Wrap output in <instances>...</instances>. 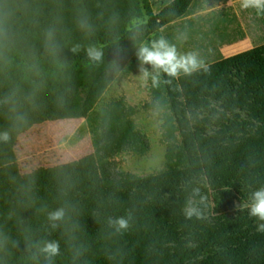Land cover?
Masks as SVG:
<instances>
[{
  "label": "trees",
  "instance_id": "16d2710c",
  "mask_svg": "<svg viewBox=\"0 0 264 264\" xmlns=\"http://www.w3.org/2000/svg\"><path fill=\"white\" fill-rule=\"evenodd\" d=\"M193 2L154 13L151 0H0V97L85 120L55 136L74 130L80 147L87 134L93 144L23 173L0 117V264H264V232L249 216L264 187V46L176 77L161 71L156 84L144 65L150 100H106L119 76L140 70V48ZM141 110L162 114L166 147L146 176L116 163L151 150ZM193 189L200 219L184 214ZM120 217L127 229L110 222ZM45 241L59 244L51 260Z\"/></svg>",
  "mask_w": 264,
  "mask_h": 264
},
{
  "label": "rangeland",
  "instance_id": "374dc122",
  "mask_svg": "<svg viewBox=\"0 0 264 264\" xmlns=\"http://www.w3.org/2000/svg\"><path fill=\"white\" fill-rule=\"evenodd\" d=\"M171 1L151 0L154 13ZM195 10H200V13ZM244 12L252 16L241 15ZM253 15L259 17V12L252 8L242 9L240 0H197L183 18L164 26L161 34L170 45L176 47L178 55L195 53L198 69L228 58L232 52L241 49L239 45L245 43L247 36L253 32L251 27L257 18ZM207 27H215V30L206 31ZM181 73L184 74L183 71ZM120 95L126 96L133 105L150 100L149 76L145 78L140 70L129 76H119L108 91L106 100ZM0 117L10 135L23 173L77 160L93 151L89 134L85 135L83 147L74 138V130L69 136L62 135L61 140L55 136L72 124H84L85 120H69L60 113L3 97H0ZM135 122L149 138L151 150L143 158L132 154L118 156L117 170L146 176L164 165L163 116L156 111L141 110L135 116Z\"/></svg>",
  "mask_w": 264,
  "mask_h": 264
},
{
  "label": "clouds",
  "instance_id": "9594fccd",
  "mask_svg": "<svg viewBox=\"0 0 264 264\" xmlns=\"http://www.w3.org/2000/svg\"><path fill=\"white\" fill-rule=\"evenodd\" d=\"M240 7L242 9H255L257 12H264V0H240ZM89 55L94 60H99L101 53L90 50ZM140 61V71L143 76L147 78L149 71L144 65H150L155 71L156 75L152 77L153 84L158 82L159 73L163 71L168 76L176 77L181 71L190 73L198 67L197 56L195 53H188L187 55H178L177 49L174 45H170L168 41L161 37L151 43V46L141 47L138 54ZM199 195V189H193L192 195L188 198L184 214L187 219L196 217L202 218L198 208L194 204V197ZM251 204L249 207V216L257 221V231L264 232V187L255 190L250 197ZM64 209L60 208L49 213V219L53 222V228L57 226L56 222L64 218ZM117 226V230L127 229L128 220L124 217L117 218L110 221ZM42 253L46 258L51 260L52 257L59 254V244L57 242H43L41 248Z\"/></svg>",
  "mask_w": 264,
  "mask_h": 264
},
{
  "label": "crops",
  "instance_id": "0c3cea01",
  "mask_svg": "<svg viewBox=\"0 0 264 264\" xmlns=\"http://www.w3.org/2000/svg\"><path fill=\"white\" fill-rule=\"evenodd\" d=\"M197 0H194V2L191 4V6L196 2ZM220 4H222V1L220 2ZM231 4V3H230ZM190 6V7H191ZM188 11H189V9H188ZM187 11V12H188ZM195 12L196 13H200V10L199 11H196L195 10ZM194 12V13H195ZM187 14V13H186ZM185 14V15H186ZM184 15V16H185ZM241 15H243V16H252L251 14H249L248 12H244V13H242ZM183 16V17H184ZM254 16V18H259V19H255L254 21H253V23H254V25L251 27L252 28V30H253V32H252V34H250V35H248L247 36V39H246V42L245 43H243V44H241V45H239V47L241 48V49H239V50H237V51H235V52H232L230 55V57H232V56H236V55H238V54H241V53H246V52H250V51H253V50H255V49H257V48H259V47H261V46H264V12H259V17L258 16H256V15H253ZM183 17H181V18H183ZM181 18H179V19H181ZM179 19H177V20H179ZM215 30V27H207V29H206V31H214ZM235 31V30H234ZM235 36V35H234ZM229 58V57H228ZM226 59V58H225ZM219 61H221V60H219ZM215 63V62H214ZM179 75H182V73L181 74H179Z\"/></svg>",
  "mask_w": 264,
  "mask_h": 264
}]
</instances>
